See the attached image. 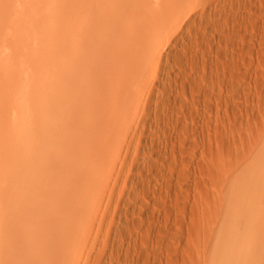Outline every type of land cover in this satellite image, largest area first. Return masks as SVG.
<instances>
[{"label": "rangeland", "instance_id": "rangeland-1", "mask_svg": "<svg viewBox=\"0 0 264 264\" xmlns=\"http://www.w3.org/2000/svg\"><path fill=\"white\" fill-rule=\"evenodd\" d=\"M52 263L264 264V0H0V264Z\"/></svg>", "mask_w": 264, "mask_h": 264}, {"label": "bare ground", "instance_id": "bare-ground-1", "mask_svg": "<svg viewBox=\"0 0 264 264\" xmlns=\"http://www.w3.org/2000/svg\"><path fill=\"white\" fill-rule=\"evenodd\" d=\"M181 3V2H180ZM186 4V3H185ZM181 5V4H180ZM178 9V8H177ZM88 70V69H87ZM76 78V77H75ZM85 81V80H84ZM79 83V82H78ZM75 86V85H74ZM52 88V87H51ZM73 88V87H72ZM61 94V93H60ZM46 97V96H45ZM84 99V98H83ZM45 100V99H44ZM48 101V100H47ZM47 101H46V103H47ZM67 101V100H66ZM94 101V100H93ZM64 103V102H63ZM125 104H126V102H125ZM79 106V105H78ZM127 106V105H126ZM128 108H129V106H128ZM47 109V108H46ZM46 109H44V111L46 110ZM86 110V109H85ZM128 110V109H127ZM130 111V110H129ZM130 113V112H129ZM45 114V113H44ZM130 115H131V113H130ZM81 116V115H80ZM85 118V117H84ZM129 118V117H128ZM131 118V117H130ZM93 120H95V119H93ZM58 122V121H57ZM44 123V122H43ZM50 123V122H49ZM72 124V123H71ZM56 125V124H55ZM59 125L60 124H58V127H59ZM74 125V124H73ZM50 126V125H49ZM61 126V125H60ZM76 126V125H75ZM47 127V126H46ZM97 128V127H96ZM123 128V127H122ZM46 129V128H45ZM101 129V128H100ZM54 130V129H53ZM47 131H48V129H47ZM86 131V130H85ZM91 131V130H90ZM46 133H48V132H46ZM53 133V132H52ZM59 133V132H58ZM57 133V134H58ZM109 133V132H108ZM45 134V133H44ZM56 134V135H57ZM91 134V133H90ZM47 135V134H46ZM52 135V134H51ZM56 135L54 136V137H56ZM60 135V134H59ZM83 135V134H82ZM119 135V134H118ZM62 136V135H61ZM44 137V136H43ZM46 137V136H45ZM52 137V136H51ZM60 137V136H59ZM70 137V136H69ZM49 138H50V134H49ZM56 139V138H55ZM46 141V140H45ZM48 141V140H47ZM57 141V140H56ZM61 141V140H60ZM37 142V141H36ZM50 142V140L48 141V143ZM72 142V141H71ZM50 143H52V142H50ZM108 143H109V141H108ZM53 144V143H52ZM76 144V143H75ZM44 145V143L43 144H41V146H43ZM46 145H47V143H46ZM48 145H50V144H48ZM60 145H61V143H60ZM96 145H97V143H96ZM39 146V145H38ZM56 146H57V144H56ZM69 146V145H68ZM80 146V145H79ZM82 146V145H81ZM44 147H45V145H44ZM43 147V148H44ZM47 147V146H46ZM53 147V146H52ZM98 147V146H97ZM110 147V146H109ZM48 148V147H47ZM50 148V147H49ZM54 148V147H53ZM42 149V148H41ZM40 149V150H41ZM56 149H57V147H56ZM111 149H112V147H111ZM34 151V150H33ZM32 151V152H33ZM47 151H48V149H47ZM46 152V151H45ZM53 152H55L54 150H53ZM77 152V151H76ZM93 152V151H92ZM110 152V151H109ZM37 153V152H36ZM38 153H40V152H38ZM48 153V152H47ZM50 154H52V152L50 153ZM61 154V153H60ZM38 155V154H37ZM98 155V154H97ZM32 156H33V154H32ZM84 156V155H83ZM48 157V156H47ZM67 157V156H66ZM76 157V156H75ZM90 157V156H89ZM44 158V157H43ZM42 158V159H43ZM71 158V157H70ZM29 159H30V157H29ZM33 159V158H32ZM58 159V158H57ZM85 159V158H84ZM34 160V159H33ZM47 160V159H46ZM31 161V160H30ZM83 161V160H82ZM78 162V161H77ZM85 162V161H84ZM51 163V162H50ZM90 163V162H89ZM101 163V162H100ZM31 164V163H30ZM48 164V163H47ZM29 165V164H28ZM27 165V166H28ZM77 165H78V163H77ZM82 165V164H81ZM84 165V164H83ZM89 165V164H88ZM53 166V165H52ZM30 167H32V165L30 166ZM70 167V166H69ZM27 168V167H26ZM52 168V167H51ZM68 168V167H67ZM78 168V167H77ZM47 169V168H46ZM61 169V168H60ZM29 170H31V169H29ZM50 170V169H49ZM42 173V172H41ZM66 173V172H65ZM27 174V173H26ZM82 174V173H81ZM30 175V171H28V176ZM51 175V174H50ZM65 175H67V174H65ZM87 175V174H86ZM64 176V175H63ZM39 177V176H38ZM68 177V176H67ZM87 177H89V176H87ZM27 179H29L28 177H27ZM30 180H31V177H30ZM56 180V179H55ZM28 182V181H27ZM54 182H56V181H54ZM71 182V181H70ZM52 183V182H51ZM61 183V182H60ZM63 183H65V182H63ZM58 186V185H57ZM73 187V186H72ZM28 189V188H27ZM60 189V188H59ZM58 189V190H59ZM63 190V189H62ZM73 190V189H72ZM76 190V189H75ZM89 191H90V188L88 189ZM53 191V190H52ZM69 191H70V189H69ZM80 191H82V190H80ZM86 191V190H85ZM30 192V191H29ZM32 192V191H31ZM64 192V191H63ZM84 192V191H83ZM52 193V192H51ZM88 193V192H87ZM84 194V193H83ZM64 195V194H63ZM81 195V194H80ZM52 196V195H51ZM87 196V195H86ZM79 197V196H78ZM83 197V196H82ZM85 197V196H84ZM53 198V197H52ZM55 198V197H54ZM69 198V197H68ZM71 198V197H70ZM69 198V199H70ZM77 198V197H76ZM88 198V197H87ZM85 199H86V197H85ZM73 200V199H72ZM81 200H83V199H81ZM45 201V200H44ZM63 201H65V200H63ZM75 201V200H74ZM90 201V200H89ZM42 202V201H41ZM87 202V201H86ZM43 203V202H42ZM84 203V202H83ZM49 204V203H48ZM61 204V203H60ZM42 205V204H41ZM46 205V204H45ZM86 205V204H85ZM68 206V205H67ZM88 206V205H87ZM43 207V206H42ZM51 207H52V205H51ZM96 207V206H95ZM85 208V207H84ZM43 210V209H42ZM88 210H89V208H88ZM86 211V210H85ZM91 212V211H90ZM42 213V212H41ZM82 214V213H81ZM77 215V214H76ZM32 217V216H31ZM38 217V216H37ZM43 219V218H42ZM83 219V218H82ZM40 223V222H39ZM79 225V224H78ZM87 225V224H86ZM81 226V225H80ZM32 228V227H31ZM79 229H80V227H79ZM65 235H67V234H65ZM64 235V236H65ZM42 237V236H41ZM52 243V242H51ZM37 250V249H36ZM33 254H34V252H33ZM48 259V258H47ZM41 260V259H40ZM7 262V261H6ZM43 262V261H42ZM53 264V263H52ZM232 264V263H231Z\"/></svg>", "mask_w": 264, "mask_h": 264}]
</instances>
